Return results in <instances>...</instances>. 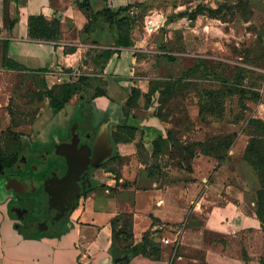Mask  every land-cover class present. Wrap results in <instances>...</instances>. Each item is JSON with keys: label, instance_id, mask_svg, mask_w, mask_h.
I'll return each instance as SVG.
<instances>
[{"label": "crops", "instance_id": "1", "mask_svg": "<svg viewBox=\"0 0 264 264\" xmlns=\"http://www.w3.org/2000/svg\"><path fill=\"white\" fill-rule=\"evenodd\" d=\"M136 1L91 0L83 8L82 0H0V156L16 155L24 143L50 144L51 153L63 142H74L75 149L93 146L101 155L89 190L57 232L59 225L49 232H34L29 225L24 230L25 211L16 193L33 191L35 184L0 176V264H264L254 175L237 161L248 139L234 135L224 159L204 152L203 145L217 136L204 125L199 101L196 119L181 120L186 94L151 89L153 82L178 74H152V63L143 61L156 55L168 60V53L141 48L133 19L137 8L130 7ZM109 13L132 24L129 47L116 45L115 27L104 20ZM89 77L105 86L94 98L98 110L116 111L122 119L113 120L110 130L107 118L96 135L73 127L79 103L87 101ZM67 84L75 91L55 111L49 93L59 95ZM133 89L136 97L128 104ZM251 109V119L264 124V102ZM117 125L132 135L124 137ZM57 131L68 132L67 138L56 141ZM27 159L24 151L16 166L24 169ZM161 159L168 162L158 164ZM123 216L131 218L127 233ZM144 237L147 250L157 247L158 256L122 263L124 252L142 245Z\"/></svg>", "mask_w": 264, "mask_h": 264}, {"label": "rangeland", "instance_id": "2", "mask_svg": "<svg viewBox=\"0 0 264 264\" xmlns=\"http://www.w3.org/2000/svg\"><path fill=\"white\" fill-rule=\"evenodd\" d=\"M133 6L137 8L133 15L137 21L134 24L136 38L145 42L141 48L150 46L151 50L168 53V60L156 55L151 61H143L152 63L150 66L153 65L155 71L152 74H178L170 81L153 82L151 89L166 87L173 97L186 94L183 99H187L188 106L181 110V120L185 117L196 119V103L199 101L204 125L213 129L211 133L218 137L206 144L205 151H216L219 159H224V152L234 135L244 133L248 143L254 140L253 146L243 150L242 157L237 161L252 170L253 190L258 206L261 203L259 217L264 228V199L261 193L264 186V125L257 119H251V108L264 102V0H139L130 7ZM152 16L158 17L160 23L150 29L148 20ZM112 19L110 15L104 18L107 23L113 22ZM140 69L145 70L144 64L140 65ZM101 81L100 78L89 77L87 101L79 103L73 123L76 129L88 128L94 135L98 134L107 118L111 119L110 130L116 126L113 120L122 121L116 111H100L96 107L94 98L102 94L105 87ZM118 128L125 134L124 137L132 135L130 128ZM54 136L56 141H61L67 138L68 132L57 131ZM225 139L227 141H223ZM26 144H20L16 153L17 163L20 154L28 151L24 170H15L16 163L13 168L8 167L11 158L2 154L5 157L0 165L5 172L1 177L15 179L21 184L32 180L30 182L37 190L59 162L47 158L42 161L43 151L48 153L52 149L50 144L40 143V147ZM172 148L180 149L174 143ZM166 161L161 159L158 164ZM150 173L154 177L162 175L154 170ZM26 192L23 189L16 195H25ZM130 224L129 216L122 217L124 233L129 231ZM147 253L153 256L151 252Z\"/></svg>", "mask_w": 264, "mask_h": 264}, {"label": "water", "instance_id": "3", "mask_svg": "<svg viewBox=\"0 0 264 264\" xmlns=\"http://www.w3.org/2000/svg\"><path fill=\"white\" fill-rule=\"evenodd\" d=\"M51 155L63 157L66 162V171L62 177L52 174L44 183L46 214L38 221L29 224L34 232L53 231L61 225L81 193L89 190V176L99 166L101 155L93 146L88 150L79 146L75 149L74 142L56 144ZM16 169H21L16 166ZM26 212V210H23ZM128 258L124 256L123 263Z\"/></svg>", "mask_w": 264, "mask_h": 264}, {"label": "trees", "instance_id": "4", "mask_svg": "<svg viewBox=\"0 0 264 264\" xmlns=\"http://www.w3.org/2000/svg\"><path fill=\"white\" fill-rule=\"evenodd\" d=\"M90 1L91 0H82V7L83 8H88L89 4H90ZM103 1H107V0H103ZM120 11H125V9L120 10ZM109 15L111 17H113V19H112L113 22H110V24L114 25L116 33H117L116 45L118 47H123V48L129 47L130 46V44H129V34H130V28H131L132 24L128 21L127 17H122L120 19H116L115 17L119 15L118 13H115V14L109 13ZM52 25H54V26L56 25L57 26V23L53 22ZM44 38L45 39H51L52 37H51V35L44 34ZM193 67L191 69H193ZM191 69L188 70L187 72L189 73L191 71ZM176 86H177V84L174 85V88ZM74 91H75V87L67 84V85L62 86L61 93H59V95H55L54 96L50 92L49 93V98H50V102H51L52 108L55 111L61 110L63 108V106L65 105V103L68 101V99L71 97V95L74 93ZM135 97H136V90L133 89L132 90V96L130 97V99L128 101V104H130V102H132L133 99H135ZM259 122L262 125H264L261 121H259ZM217 138H214V139L206 142L203 145V151L207 152V151H205L206 144L210 143V142H213ZM223 141H227V140L225 139ZM231 142H232V140L229 142V146H230ZM215 144H217V143H215ZM253 144H254V140H251V142L249 141V143L246 146L245 150H247V148L249 146L250 147L253 146ZM229 146H228V148H229ZM208 151H210V150H208ZM213 152H216V151H213ZM10 158H11V161L9 162L8 167L13 168L14 164L16 163L17 156L14 155V156H12ZM2 159H4V158H0V161H2ZM261 193H262V196H263V199H264V186L261 189ZM258 194H259V192H258ZM259 199L261 201V196L260 195H259ZM17 203H18V206L20 208L27 209V211H28L27 214L25 215L24 223H23L24 230H28V225L29 224L38 221L39 217L44 216V213H45V194H44L43 188L41 187L38 191H36L34 193H31V194H27V195H24V196H22V195L18 196ZM259 212H260V215H261V213H262L261 203H260L259 206L257 204V217H258L260 223L262 224V222H261L262 220L259 217ZM63 226H64L63 224L61 226H59L56 229L55 232L61 230L63 228ZM130 227H131V224H130ZM262 229L264 230L263 227H262ZM129 231H130V229H129ZM143 241H144V243L142 245H138L135 250H132V248H129V249H127L124 252L125 255H128V258L123 263H128L129 259H131V258H133L135 256H138V255H145V256L150 257V255L147 253L148 251L151 252V254H153V256H151L152 258L155 259L158 256L159 249H157V247H151L149 250H147V247H146L147 242H146L145 237L143 238ZM119 254L120 253L116 252L115 250L112 251V255H113L114 258H118Z\"/></svg>", "mask_w": 264, "mask_h": 264}, {"label": "flooded vegetation", "instance_id": "5", "mask_svg": "<svg viewBox=\"0 0 264 264\" xmlns=\"http://www.w3.org/2000/svg\"><path fill=\"white\" fill-rule=\"evenodd\" d=\"M88 144H89V142H85L84 145L87 147ZM48 154H49V155H47V156H46L45 154L43 155V159H44V160H42V161H46V158H47V159H49V160L55 161V163L59 162L58 165L55 166V167L50 171V172H51L50 175L55 174L57 177H62V176L65 174V171H66V162H65V160H64L62 157H59V156L56 157V156H54V155H51L50 151L48 152ZM35 157H36V156H35ZM61 164H62V165H61ZM18 167H20V166H18ZM15 170H17V171H21V172H22L24 169H15ZM4 172H5V169L0 165V176L3 175ZM47 179H48V178H47ZM47 179H46V180H47ZM46 180H45V181H46ZM30 181H32V180H30ZM45 181H44V182H45ZM44 182H43V183H44ZM43 183H42V188H43ZM38 190H39V189H37V190L35 189V190H33V191H28V192H26L25 195H27V194H31V193H34V192H36V191H38ZM20 196H21V195H20ZM22 196H24V195H22ZM23 209H24V208H23ZM46 209H47V208H46V205H45V213H44V216H45V214H46ZM24 210H26V212L23 214V218H25V215H26L27 212H28L27 209H24ZM44 216H42V217H44ZM42 217H39V218H42ZM65 221H66V220H65ZM65 221H64V222H65ZM64 222H63V223H64ZM63 223H62V224H63ZM62 224H61V225H62ZM59 226H60V225H59ZM59 226H58V227H59Z\"/></svg>", "mask_w": 264, "mask_h": 264}, {"label": "bare ground", "instance_id": "6", "mask_svg": "<svg viewBox=\"0 0 264 264\" xmlns=\"http://www.w3.org/2000/svg\"><path fill=\"white\" fill-rule=\"evenodd\" d=\"M148 21H149L148 23H149L150 29L158 26L159 23H160L159 18L158 17H153V16L150 17Z\"/></svg>", "mask_w": 264, "mask_h": 264}, {"label": "built area", "instance_id": "7", "mask_svg": "<svg viewBox=\"0 0 264 264\" xmlns=\"http://www.w3.org/2000/svg\"><path fill=\"white\" fill-rule=\"evenodd\" d=\"M150 28V27H149ZM162 243L163 244H167L168 243V240L167 239H164V240H162Z\"/></svg>", "mask_w": 264, "mask_h": 264}]
</instances>
